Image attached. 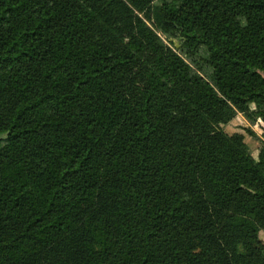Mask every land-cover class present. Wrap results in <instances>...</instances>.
I'll return each mask as SVG.
<instances>
[{
    "label": "trees",
    "instance_id": "16d2710c",
    "mask_svg": "<svg viewBox=\"0 0 264 264\" xmlns=\"http://www.w3.org/2000/svg\"><path fill=\"white\" fill-rule=\"evenodd\" d=\"M195 3L0 0V264H264V130L223 127L264 125V69Z\"/></svg>",
    "mask_w": 264,
    "mask_h": 264
},
{
    "label": "rangeland",
    "instance_id": "374dc122",
    "mask_svg": "<svg viewBox=\"0 0 264 264\" xmlns=\"http://www.w3.org/2000/svg\"><path fill=\"white\" fill-rule=\"evenodd\" d=\"M219 0H204V7L202 8L203 10L206 11V17L204 19V23L206 26V29L209 33L212 32V29L216 27V29H219L222 34L218 35V45L223 48L227 49L226 45L224 44V38L229 39L231 42L234 43L235 39L237 38L239 40V48L241 51H244V46H241V39L242 36H244L243 31L238 27L236 23L232 20V17L229 15L224 14L222 11H220L219 5H218ZM209 3V6H208ZM186 19L188 21H191L194 23L196 30L199 34H202L203 31L200 28V18L198 17L196 13V3L195 0H187V7L186 11L184 13ZM208 16L210 21L213 23H208ZM216 23V24H214ZM218 27V28H217ZM245 53V52H244ZM247 54V53H246ZM254 63H256L254 61ZM248 119L242 114L239 113L234 119H232L229 123L225 124L223 127L224 129L229 132L233 133L236 131L242 132L245 136V141L249 145L252 154L254 157L258 156V152L260 147L262 146L263 139H262V133L264 130V125L261 124L260 122L255 123V125H251ZM255 131V134H251L248 128H251ZM105 185V179H103L102 186ZM249 220V219H248ZM251 223L256 227L259 228L258 225L254 222L251 221ZM260 236L264 240V232L260 230Z\"/></svg>",
    "mask_w": 264,
    "mask_h": 264
},
{
    "label": "crops",
    "instance_id": "0c3cea01",
    "mask_svg": "<svg viewBox=\"0 0 264 264\" xmlns=\"http://www.w3.org/2000/svg\"><path fill=\"white\" fill-rule=\"evenodd\" d=\"M218 5L220 8V11H222L226 15L231 16L234 23H236L238 25V27L243 31L244 36H242V39L240 41V42H242L241 46L242 45L244 46V51H242V52L247 53L251 57L253 63H254V61L256 62V63H254V65H257V66L262 67L264 69V40L263 41H254L251 38L250 34L244 29L239 18L232 11L224 8L223 0H219ZM208 6H209V3H208ZM208 23H213L212 21H210L209 16H208ZM214 24H216V23H214ZM217 31H218V34H222V32H220L219 29H217ZM230 42L231 41L229 40V43Z\"/></svg>",
    "mask_w": 264,
    "mask_h": 264
}]
</instances>
